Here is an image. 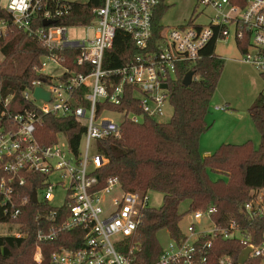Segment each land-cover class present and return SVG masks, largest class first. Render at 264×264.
Wrapping results in <instances>:
<instances>
[{"label": "built area", "instance_id": "1", "mask_svg": "<svg viewBox=\"0 0 264 264\" xmlns=\"http://www.w3.org/2000/svg\"><path fill=\"white\" fill-rule=\"evenodd\" d=\"M71 2L75 1L8 0L4 6L0 2V7L10 14L11 23L48 50L36 68L41 77L35 78L23 91L31 107L16 114L1 111L0 237H26L22 227L27 223L20 218L27 212L29 197L22 187L30 180L37 181L40 187L33 190L37 202L33 201V191L30 199L41 205L36 219L45 218L48 222L46 228L38 229V240H55L62 233L78 228L84 232L83 245L54 251L52 264H131L117 245L134 235L144 210L152 207L150 191L125 190L117 177H101L107 159L96 150L97 142L120 137L125 120L140 123L148 117L158 123L169 121L173 116L169 84L177 78L178 66L188 65V72L192 71L190 68L203 58V50L213 38L217 45L231 35L236 41L248 37V49L240 60L263 72L264 0H198L199 5L216 12L209 24H199L194 17L182 25L165 27L154 48L151 43L153 19L161 0H102V5L92 11V21L86 25L64 22L72 11ZM47 21L49 24H45ZM9 25V20H0V38L8 33ZM75 26L92 29L94 35L83 40L70 39L68 28ZM118 32L131 37L144 51L122 66L106 68V52L114 46ZM70 49L77 51V64L88 68L75 71L64 66V52ZM49 63L60 65L62 69L46 73ZM46 76L50 81L45 80ZM164 84L167 87H163ZM37 87L48 91L50 99L37 98ZM129 87L140 113L105 107L106 104L121 105ZM1 90L0 82V102L3 100ZM12 97L4 99V106ZM168 107L171 113L166 111ZM216 109L227 111L229 105ZM108 112L119 114L120 119L108 117ZM45 115L62 119L74 117L82 123L84 133L77 151L63 133L50 145L38 140L36 129ZM39 175L44 177L42 181L35 177ZM59 192L64 199L56 204ZM245 192L248 199L241 208L242 213L250 221L264 218V188ZM44 206H50V211L43 210ZM60 209L67 210V214L61 223L53 224ZM217 211L216 205H209L186 212L183 216L189 218L186 230L180 224L182 236L176 239L171 235L154 264H208L217 239L239 240L244 245L243 250L250 247L252 252L246 263L264 255V238L253 243L237 220L219 225L214 220ZM41 258L42 250L38 245L35 259L40 261ZM219 261L220 264H236L235 259L226 254Z\"/></svg>", "mask_w": 264, "mask_h": 264}, {"label": "trees", "instance_id": "2", "mask_svg": "<svg viewBox=\"0 0 264 264\" xmlns=\"http://www.w3.org/2000/svg\"><path fill=\"white\" fill-rule=\"evenodd\" d=\"M71 5L72 11L64 22L86 25L92 21V11L102 5V0H90L86 3L75 1ZM170 7L165 0H161L156 8L151 40L153 48L165 28L161 19ZM194 13L190 21L194 18ZM1 19L9 20L10 25L8 33L0 38V82L3 98L0 102V115L3 110L8 114H16L31 107V103L23 97V91L31 86L35 78L41 77L36 68L40 66V58L48 50L13 25L10 14L2 7ZM237 43L240 51L245 53L249 46L248 37ZM142 51L144 50L137 47L131 37L118 32L114 46L106 52L104 66H122ZM64 54V66L75 71L88 68L77 64L76 50L70 49ZM224 65V59L216 53V39L213 38L203 50V58L190 68L197 79L189 86L183 83L189 66H178L177 78L169 84L173 106V116L169 121L158 123L148 117L140 123L125 120L120 137H108L97 142L96 150L107 159L101 177H117L125 190L159 191L164 195L160 207L144 210L142 221L134 235L117 245L131 264H154L162 252L158 233L167 230L174 238H180V221L186 212L204 209L209 205L218 207L214 220L219 225L224 226L232 219L237 220L243 232L251 236L253 243H259L264 238V218L250 221L241 209L248 199L245 191L264 188V88L249 108V114L261 136L259 148L248 141L242 144L223 143L214 153L206 156L200 150V139L211 128L212 122L207 117L211 113L212 99ZM262 76L264 78V71ZM45 80L50 81V78L46 76ZM10 95L13 97L4 106V99ZM103 107L104 105L100 106L101 109ZM105 107L141 112L130 87L127 88L126 98L121 105L106 104ZM60 133L68 137L70 146L77 151L84 126L74 117L62 119L45 115L36 129V137L43 145L55 143ZM214 174L224 175L227 180H214ZM35 177H39L41 181L44 179L40 175ZM39 187L37 181L31 180L22 187L23 193L29 197L27 212L20 218L21 222L27 223L22 227L27 235L24 238L0 237V264H52L51 254L54 251L61 248L77 249L83 245L84 232L80 228L64 232L55 240H38V229L48 226L45 218L36 219L41 205L30 199L32 191ZM185 201L190 202L189 208L181 212L180 206ZM44 207L46 212L51 209L50 206ZM66 214L67 210L60 209L52 223H61ZM38 245L42 250L40 262L35 259ZM243 248L244 245L239 240L217 239L208 264H220L219 258L225 254L232 256L238 264ZM263 261L264 255L252 258L246 264H261Z\"/></svg>", "mask_w": 264, "mask_h": 264}, {"label": "rangeland", "instance_id": "3", "mask_svg": "<svg viewBox=\"0 0 264 264\" xmlns=\"http://www.w3.org/2000/svg\"><path fill=\"white\" fill-rule=\"evenodd\" d=\"M70 1H78V0H70ZM79 1H87V0H79ZM3 6L8 2V0H0ZM166 4L171 7L166 11L161 19V23L165 27L175 26L181 23H186L189 21L190 16L194 13V17H196V22L199 24L207 25L210 22V18L214 17L216 12L212 8H204V6L199 5L198 0H165ZM199 14V15H198ZM94 35L92 29H88L85 26H75L68 28V36L70 39H78L83 40L88 36L92 37ZM216 51L221 57L224 59V70L221 76V79L218 84V88L214 94V98L221 94L228 95L234 102L235 105H232L231 111L237 108L238 115L245 114V106H248V102H251L247 107L246 112L249 114L250 106L255 102L258 94L264 88V78L262 76V72L259 71L255 66L248 62H242L240 59L242 58V52L238 47V43L231 35L229 38L221 39L217 42ZM242 62V63H241ZM62 66L49 63L45 67L46 73H55L58 70H61ZM221 83V84H220ZM213 100V99H212ZM251 100V101H249ZM216 100L211 103V112L215 108ZM221 106V105H219ZM167 112L171 113V108L166 109ZM223 111V110H219ZM229 109L226 112H231ZM108 117H112L115 120H119V114L116 113H107ZM216 119L215 117H213ZM249 120H232L228 124L230 129H234L236 127H242L248 132L247 138L244 139L240 144L250 141L251 144L254 145L255 148H259L261 144V136L259 131L257 130L251 116L248 118ZM216 121V120H215ZM217 122V121H216ZM215 122V123H216ZM246 123V125H245ZM253 125V126H252ZM237 131V130H236ZM64 138V137H62ZM223 178L227 180V177L221 174H214L213 179L218 180ZM42 193H39L41 196ZM150 204L152 207H160L163 204V193L159 191H150ZM63 194L62 192L58 193V196L55 200L56 204H61L63 202ZM190 205L189 201H185L181 204L180 210L181 212H185L188 210ZM189 218L186 216L181 221L182 229L186 230L187 222ZM169 232L167 230H163L158 233V238L162 246H165L169 240ZM41 261V259H40ZM38 261V262H40ZM264 264V261L262 262Z\"/></svg>", "mask_w": 264, "mask_h": 264}, {"label": "crops", "instance_id": "4", "mask_svg": "<svg viewBox=\"0 0 264 264\" xmlns=\"http://www.w3.org/2000/svg\"><path fill=\"white\" fill-rule=\"evenodd\" d=\"M182 24L184 23L178 25ZM216 53L218 54L217 51ZM214 100H216V105L213 109L215 111L213 112V114L211 112L207 117L208 121L212 122L211 128L206 133H204L200 139V150L201 153L205 156L214 153L223 143L240 144L242 141H244V139L247 138L248 135L246 127L245 129H243L242 127L230 129V126H228V124L232 122V120H249L248 118L250 115L247 114L246 109H248L247 107L250 105L251 102H248V106H245V114L238 115L237 108L234 109L233 112L231 111L232 105L236 106V104H234L233 100L228 95H218L215 98L213 97L212 101ZM225 104L229 105V110L231 112L219 111L216 109L217 106ZM213 117H215L216 119H214ZM170 236L171 235L169 234V237Z\"/></svg>", "mask_w": 264, "mask_h": 264}, {"label": "water", "instance_id": "5", "mask_svg": "<svg viewBox=\"0 0 264 264\" xmlns=\"http://www.w3.org/2000/svg\"><path fill=\"white\" fill-rule=\"evenodd\" d=\"M45 24H49V21L45 22ZM194 74H195L194 71L187 72L183 80L184 85L189 86L193 82ZM163 87H167V85L164 84ZM35 96L37 98H45L47 100L50 99V93L42 87H37L35 89ZM33 201L37 202L36 191H33ZM251 252H252V249L250 247L245 248L242 251V253L239 255L238 264H245Z\"/></svg>", "mask_w": 264, "mask_h": 264}]
</instances>
